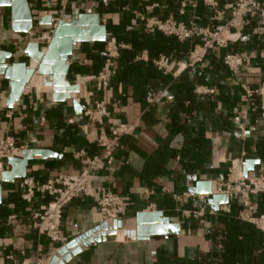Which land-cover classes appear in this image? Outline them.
<instances>
[{"label":"crops","instance_id":"crops-1","mask_svg":"<svg viewBox=\"0 0 264 264\" xmlns=\"http://www.w3.org/2000/svg\"><path fill=\"white\" fill-rule=\"evenodd\" d=\"M27 1L36 22L33 31L27 35L14 33L11 8H0V52L12 56L7 60L10 64L28 63L25 51L29 44L46 40L49 36L51 25L38 23L40 18L50 17L44 16V12L51 14L53 19L66 21H72L80 14H98L101 24L107 29V38H116L129 46L118 61V75L101 92H97L96 83L87 78L97 75L103 67L104 43L77 45L68 62L66 80L71 86L79 87L76 100L82 106V113L95 101H104L111 114L105 121L107 133L120 123L139 121L136 134L123 140L113 165L94 174L92 181L95 187L106 188L127 198L126 220L133 219L137 213L150 211L153 205L157 211L181 225L178 237L152 238L144 242L126 241L130 236L118 232L117 236L92 245L68 264L198 263L202 255L211 254L214 250L210 233L221 227L218 218L237 216L238 207L233 203L219 204L216 214L208 199L206 209L214 214L189 219L185 212L198 210L204 205L198 196L190 193V189L198 182H210L214 192L227 180L236 161L243 162V170L247 161H257L249 176L264 175V28L259 37L254 36L251 29H246L238 43L232 44L228 50L210 52L205 66L191 68L189 80L195 82L197 106L190 115L178 116L175 82L187 70L178 78L169 76L171 79L164 84L160 78L152 77L147 66L153 64L159 55H164L155 51L158 38H171L147 34L133 12L213 27L211 12L202 4L197 9H188L186 16H181L182 0L161 1L159 7L152 11L147 8L157 0H110L106 8L99 2L68 4L66 0H37L33 4L31 0ZM135 43L142 46L139 51L135 49ZM190 44H194L192 50L196 44ZM40 48L46 46L41 44ZM151 51L156 54L152 55ZM227 52L248 55L250 65L238 75L231 74L223 63ZM141 56L145 59L138 60ZM241 84H248L260 92L257 96L259 110L250 112L246 122L240 114L250 111V107ZM197 88L213 89L215 94L198 95L195 93ZM164 89L169 91V98L148 107L150 96ZM10 91V82L0 76V139L12 137L16 140L19 151L12 158L21 159L29 150H47L57 157L45 160L35 156L28 163L27 177L15 183L2 182L0 169V264H13L9 256L16 264L27 261L34 264L39 248L43 259L50 263L59 246L39 237L29 223L32 214L46 204L48 198L38 195L27 203L22 199L21 185L26 179L45 183L59 172L78 175L83 166L74 154H101L96 145L100 128L76 115L73 100L56 102L52 89L41 87L37 79L25 87L13 107L8 106ZM185 105L190 106V103ZM242 124L245 125L243 132L239 130ZM179 126L183 127L181 131ZM8 159H1L0 165L11 170ZM185 165H188L186 170ZM184 194L191 197L182 198ZM175 196L182 199L177 200ZM255 203L258 209L264 210V195ZM10 217L15 219L9 222ZM101 224L96 200L80 198L65 210L63 236L69 243ZM120 236L123 238L119 239ZM219 249L222 250V246Z\"/></svg>","mask_w":264,"mask_h":264},{"label":"built area","instance_id":"built-area-1","mask_svg":"<svg viewBox=\"0 0 264 264\" xmlns=\"http://www.w3.org/2000/svg\"><path fill=\"white\" fill-rule=\"evenodd\" d=\"M51 1V0H46ZM148 1V0H145ZM150 5L147 10H155L161 1L157 0ZM37 0H31L36 3ZM68 4L74 2L93 3L99 2L103 7H109L110 0H66ZM202 4L211 12L210 21L213 27H200L194 21L181 22L173 18L161 19L155 16L142 14L134 11L133 14L139 20L143 30L149 34H162L169 38H174L180 43L196 42L191 50L187 61H174L166 55H159L152 63L154 67L163 75L178 78L183 72L191 68L205 66L208 54L214 50H228L232 44L238 43L243 37L246 29H251L254 36H261L264 28V0H182L179 13L186 16L188 9H197ZM44 16L52 15L44 12ZM197 19V18H195ZM60 20L53 19L50 26L49 36L46 39L50 42L54 30ZM66 21V20H65ZM256 22V25H253ZM47 47V45H44ZM129 46L120 43L116 38H107L104 42V64L100 72L88 77L89 81L96 83L97 92H101L105 85L118 75V61L123 51ZM46 48H43L45 51ZM144 56L138 60H144ZM250 57L242 52H227L223 57V63L229 72L238 75L244 68L250 65ZM249 103L250 111L241 112L243 121L248 120L250 112H257V96L259 90L251 88L248 84H241ZM198 95L215 94V90L208 88H197ZM169 98V91L164 89L148 100V107L165 102ZM264 98V95L262 96ZM82 116L88 124L96 125L100 128L96 145L101 154L90 156L86 152L74 154V158L83 166V170L75 176L62 172L57 173L53 178L45 183H40L31 179H26L21 187L23 189L22 199L31 203L38 195L48 198V202L43 204L38 211L34 212L29 220L31 228L39 237H45L51 244L58 245L59 249L68 242L63 236L62 220L66 208L80 198L95 199L99 208L103 223L126 220L128 214L127 198L106 188L95 187L92 177L96 173L105 171L111 167L115 160V154L122 148V142L127 137H133L139 128V121L132 123H120L113 127L110 133L105 131V121L111 116L104 101H95L92 106L84 108ZM44 122V119H42ZM73 123V120L70 121ZM245 125L239 126L241 132ZM23 149V148H21ZM19 151L17 142L12 137L0 139V160L12 158ZM213 194L225 196L230 203L237 205L238 213L236 219L253 226L257 231L264 233V213H260L256 206V200L264 195V175L244 177L243 162L236 161L232 164L228 178L221 183ZM190 194H184L182 198H190ZM175 196V199L180 200ZM204 205L198 210L185 212L189 219L203 218L207 213L206 205L209 196H198ZM157 211L155 206H151L148 212ZM208 214L213 215V212ZM15 217H10L9 222ZM9 259L14 262L12 256ZM30 264V262H25ZM34 264H50L41 256V248Z\"/></svg>","mask_w":264,"mask_h":264},{"label":"water","instance_id":"water-1","mask_svg":"<svg viewBox=\"0 0 264 264\" xmlns=\"http://www.w3.org/2000/svg\"><path fill=\"white\" fill-rule=\"evenodd\" d=\"M0 8H11L12 30L14 33L27 35L35 28V20L27 0H0ZM41 25H51L52 18H40ZM107 39V29L101 24L98 14H80L72 21L60 20L54 30L50 42L46 40L31 42L25 51L28 63L10 64V54L0 52V76L10 82L11 91L8 106L13 107L21 98L25 87L37 79L39 85L51 88L56 102L73 100V106L78 117L82 116V106L76 100L78 86H71L67 80L69 59L74 49L82 43H104ZM47 45L46 50L40 48ZM69 93V95H68ZM35 156L43 159L56 158L54 152L47 150H29L23 153L21 159L7 160L8 168L0 165L1 181L15 183L27 177V166ZM257 161H247L244 165V177L255 170ZM0 185V203H1ZM190 193L195 196H209L208 204L217 214L219 204L228 205L225 196L213 194L210 182H198ZM118 232L129 235L126 241L144 242L152 238H172L181 235V225L165 216L161 211L140 212L133 219L103 223L94 230L70 241L61 247L50 264H68L72 258L85 252L92 245L105 242L107 238L117 236Z\"/></svg>","mask_w":264,"mask_h":264},{"label":"trees","instance_id":"trees-1","mask_svg":"<svg viewBox=\"0 0 264 264\" xmlns=\"http://www.w3.org/2000/svg\"><path fill=\"white\" fill-rule=\"evenodd\" d=\"M158 40L156 53H162L171 60L178 62L187 61L188 54L194 45L190 42L180 43L174 38L159 37ZM134 45L137 51L142 48L138 43ZM156 53L151 51L152 55ZM147 68L151 71L152 77L160 78L163 84L171 79L169 76L161 74L151 63ZM191 76L192 70L188 69L175 82L178 88V116L180 114L190 115L197 106L194 95L195 82L191 83L189 80ZM185 81L188 83L186 84ZM186 102H189L190 106H186ZM182 129L183 127L179 126L178 130L181 131ZM184 167L185 170L188 169V165ZM258 210L260 213H264V210ZM218 221L221 227L213 229L210 233V239L214 244L213 252L202 255L196 264H264L263 232L257 231L251 225L239 222L236 216L219 217ZM220 246H222V250L219 249Z\"/></svg>","mask_w":264,"mask_h":264},{"label":"rangeland","instance_id":"rangeland-1","mask_svg":"<svg viewBox=\"0 0 264 264\" xmlns=\"http://www.w3.org/2000/svg\"><path fill=\"white\" fill-rule=\"evenodd\" d=\"M122 238H123V237H121V236L119 237V239H122Z\"/></svg>","mask_w":264,"mask_h":264}]
</instances>
